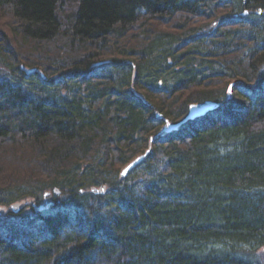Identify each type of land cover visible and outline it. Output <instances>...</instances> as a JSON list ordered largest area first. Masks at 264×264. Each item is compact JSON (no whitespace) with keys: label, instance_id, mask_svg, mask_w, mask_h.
Here are the masks:
<instances>
[{"label":"trees","instance_id":"1","mask_svg":"<svg viewBox=\"0 0 264 264\" xmlns=\"http://www.w3.org/2000/svg\"><path fill=\"white\" fill-rule=\"evenodd\" d=\"M48 198L0 264H264V0H0V204Z\"/></svg>","mask_w":264,"mask_h":264},{"label":"rangeland","instance_id":"2","mask_svg":"<svg viewBox=\"0 0 264 264\" xmlns=\"http://www.w3.org/2000/svg\"><path fill=\"white\" fill-rule=\"evenodd\" d=\"M225 14V13H224ZM165 85H168L169 83H172L171 76H168L165 80ZM14 203V208L10 210V208L5 207L3 205H0V220H4L6 225H8V229H15L16 226L19 224H16L17 221H25L22 224V228H26V220L28 219H35L37 217H40L41 215L46 214L51 211V207L53 206V202L49 200V198L46 200L47 203H43L39 209L40 204H36L31 206L30 200H17ZM37 208L39 209V213H36ZM13 211V212H12ZM13 213V214H12ZM15 215V216H14ZM19 216V217H18ZM15 217V218H14ZM21 228V229H22Z\"/></svg>","mask_w":264,"mask_h":264},{"label":"water","instance_id":"3","mask_svg":"<svg viewBox=\"0 0 264 264\" xmlns=\"http://www.w3.org/2000/svg\"><path fill=\"white\" fill-rule=\"evenodd\" d=\"M232 85L233 84H230L229 87H228V94L231 93ZM219 106H220V102L211 101V100L198 102V103H193V104H191L189 106L188 113H187V115L185 116V118L183 120H181L177 124H168L167 126H165L163 128V130L164 131H170V130L176 129L181 124H183L185 122H188V121H191V120H195V119H197L199 117L205 116L209 112L217 109ZM144 156H145V154L140 155V156L136 157L134 160H132L130 163H128L122 169L121 176H125L133 167H135L144 158ZM129 165H131V167H129Z\"/></svg>","mask_w":264,"mask_h":264},{"label":"bare ground","instance_id":"4","mask_svg":"<svg viewBox=\"0 0 264 264\" xmlns=\"http://www.w3.org/2000/svg\"><path fill=\"white\" fill-rule=\"evenodd\" d=\"M0 205H2V204H0ZM4 206V205H3ZM6 207V206H5ZM12 208H14V205L13 206H11L10 207V210L12 209ZM13 212V211H12ZM13 214V213H12ZM15 216V215H14ZM15 218V217H14ZM4 221V220H3Z\"/></svg>","mask_w":264,"mask_h":264},{"label":"snow or ice","instance_id":"5","mask_svg":"<svg viewBox=\"0 0 264 264\" xmlns=\"http://www.w3.org/2000/svg\"><path fill=\"white\" fill-rule=\"evenodd\" d=\"M129 167H131V165H129ZM126 171V170H125Z\"/></svg>","mask_w":264,"mask_h":264}]
</instances>
